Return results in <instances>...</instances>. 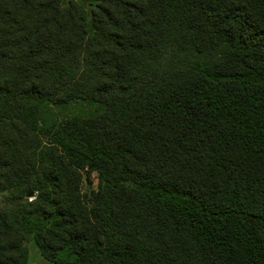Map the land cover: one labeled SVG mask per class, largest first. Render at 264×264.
<instances>
[{
    "label": "trees",
    "instance_id": "obj_1",
    "mask_svg": "<svg viewBox=\"0 0 264 264\" xmlns=\"http://www.w3.org/2000/svg\"><path fill=\"white\" fill-rule=\"evenodd\" d=\"M84 1L0 0V264H264V0Z\"/></svg>",
    "mask_w": 264,
    "mask_h": 264
},
{
    "label": "rangeland",
    "instance_id": "obj_2",
    "mask_svg": "<svg viewBox=\"0 0 264 264\" xmlns=\"http://www.w3.org/2000/svg\"><path fill=\"white\" fill-rule=\"evenodd\" d=\"M69 0H60L61 4L65 5ZM84 5L85 9L88 11L90 9V5L87 1L79 0ZM86 107L73 106L70 105L65 108L57 109L56 107L51 108L50 115L60 117L62 115H66L68 112H83ZM97 187V175L96 172H90L89 175L84 178L81 185L80 191L82 193V198L85 203L88 205L92 201V194L96 190ZM28 251H29V261L32 264H55L46 260L40 253L39 249L34 244L33 240L30 238L27 242Z\"/></svg>",
    "mask_w": 264,
    "mask_h": 264
}]
</instances>
